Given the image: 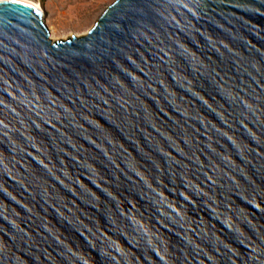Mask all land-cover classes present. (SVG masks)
<instances>
[{
    "label": "water",
    "instance_id": "95a60500",
    "mask_svg": "<svg viewBox=\"0 0 264 264\" xmlns=\"http://www.w3.org/2000/svg\"><path fill=\"white\" fill-rule=\"evenodd\" d=\"M0 264H264V0L0 4Z\"/></svg>",
    "mask_w": 264,
    "mask_h": 264
},
{
    "label": "rangeland",
    "instance_id": "374dc122",
    "mask_svg": "<svg viewBox=\"0 0 264 264\" xmlns=\"http://www.w3.org/2000/svg\"><path fill=\"white\" fill-rule=\"evenodd\" d=\"M43 11L53 41L86 34L114 0H32Z\"/></svg>",
    "mask_w": 264,
    "mask_h": 264
},
{
    "label": "bare ground",
    "instance_id": "6f19581e",
    "mask_svg": "<svg viewBox=\"0 0 264 264\" xmlns=\"http://www.w3.org/2000/svg\"><path fill=\"white\" fill-rule=\"evenodd\" d=\"M21 1H25V2H27V3H30V4L34 5L36 8H38L39 10L42 11L41 6H40L37 2H34V1H32V0H21Z\"/></svg>",
    "mask_w": 264,
    "mask_h": 264
},
{
    "label": "snow or ice",
    "instance_id": "6c2138e0",
    "mask_svg": "<svg viewBox=\"0 0 264 264\" xmlns=\"http://www.w3.org/2000/svg\"><path fill=\"white\" fill-rule=\"evenodd\" d=\"M12 2H18V0H12ZM5 3V0H0V4Z\"/></svg>",
    "mask_w": 264,
    "mask_h": 264
}]
</instances>
